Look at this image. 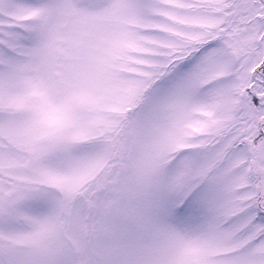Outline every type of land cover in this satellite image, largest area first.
<instances>
[{
	"label": "snow or ice",
	"instance_id": "snow-or-ice-1",
	"mask_svg": "<svg viewBox=\"0 0 264 264\" xmlns=\"http://www.w3.org/2000/svg\"><path fill=\"white\" fill-rule=\"evenodd\" d=\"M0 264H264V0H0Z\"/></svg>",
	"mask_w": 264,
	"mask_h": 264
}]
</instances>
